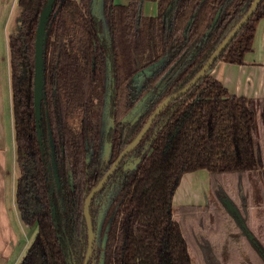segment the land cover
<instances>
[{
    "label": "trees",
    "instance_id": "trees-1",
    "mask_svg": "<svg viewBox=\"0 0 264 264\" xmlns=\"http://www.w3.org/2000/svg\"><path fill=\"white\" fill-rule=\"evenodd\" d=\"M81 1L55 0L42 32V62L46 32L52 27L54 34L49 88L38 106L43 159L35 131L32 79L35 31L48 1L17 0L21 24L8 37L18 167L14 199L21 220L37 224L17 264H83L88 247L85 196L158 104L190 81L253 2L157 0L155 17L139 12L142 0L122 6L110 2L103 28L98 16H84L91 0ZM263 15L260 0L210 69L217 61L243 62ZM99 64L106 65L110 76L106 105L113 122L105 135L108 156L96 162L100 147L89 115V91ZM140 103L139 114L127 118ZM70 111L81 115L80 129L67 122ZM147 130L126 155L138 152L136 169L123 174L120 166L107 184L116 180L122 185L118 184L119 218L105 232L108 254L102 256L103 264H208L210 255L224 264L220 253L226 244L224 213L244 219L241 231L247 240L249 232L253 235L250 264H264V219L257 232L250 230L244 185L250 174L264 173V97L231 94L206 72L166 104ZM200 168L209 173L210 202L174 205L181 176ZM230 179L237 183L239 208L227 191ZM226 198L236 211L226 208ZM94 218L91 213L92 222Z\"/></svg>",
    "mask_w": 264,
    "mask_h": 264
},
{
    "label": "crops",
    "instance_id": "crops-1",
    "mask_svg": "<svg viewBox=\"0 0 264 264\" xmlns=\"http://www.w3.org/2000/svg\"><path fill=\"white\" fill-rule=\"evenodd\" d=\"M145 9L147 13L152 14L155 5L149 2ZM19 13L17 0H0V46L3 40L2 51L5 52L2 58L0 50V264H17L30 243L18 246L16 232L13 229V215L17 220L20 217L14 199L15 185L9 200V183L7 182L9 165L12 166L15 175L14 183L18 172L15 166L8 37L10 33H15L18 29ZM255 28L251 50L244 53L242 63L217 61L210 70V74L219 80L229 93L237 96L264 97V15L257 21ZM5 86L8 91L10 117L8 124L5 117ZM209 182L210 177L206 169L200 168L184 173L174 192L173 204L207 205L210 194Z\"/></svg>",
    "mask_w": 264,
    "mask_h": 264
},
{
    "label": "flooded vegetation",
    "instance_id": "flooded-vegetation-1",
    "mask_svg": "<svg viewBox=\"0 0 264 264\" xmlns=\"http://www.w3.org/2000/svg\"><path fill=\"white\" fill-rule=\"evenodd\" d=\"M76 1L79 2V3H82L81 0H76ZM129 1L130 0H91V3H89V8L87 9V12L84 14V16H87L89 14L91 15L93 13L94 15L99 17V19L102 21L103 28H105V26H106V10H107V7H108L109 3L112 2L113 4L122 6V5H127L129 3ZM149 2H151V3H153L155 5V10H154V13H152V14L147 13L146 9H145V7H147ZM54 3H55V0H54ZM54 3H53V6H54ZM53 6H52V9H53ZM52 9H51L49 15L52 13ZM139 12L142 15L147 16V17H155V15L157 13V0H142L140 5H139ZM49 15L47 16V19H48ZM47 19H46V21H47ZM38 22H39V20H38ZM51 28H50L49 32L48 31L46 32L48 34V43H47V47H46L47 51L45 53V57L43 59V62H42V55H41V67H42V70H41V83L42 84H41V93H40V97H39V102H40L41 97L42 98L46 97V93L48 92L47 90L49 88L47 80H48V73H49V61H50V57H51V46H50V43L54 39V34H53V31H52ZM34 55H35V52H34ZM33 67H34V62H33ZM99 67L101 68V70L99 72V75L96 78V80L93 81V83L91 84L90 91H89V96L91 98V102L89 104V115H90L91 121L94 124H96V126H97L96 130L98 132H96L97 136H96L95 144H98V147H100L99 148L98 157L95 160L96 162H99L102 159H106V157L108 156V151H109L110 147H109L108 141L105 140V135H106V132H108V129L111 127L112 122H113L112 118H110V114H108V106L106 105L107 102H108V99H109L108 98V94H109L108 92H110V91H108L110 89V88L108 89V87H109L108 83L110 82L109 81L110 76L108 75V73L106 71V65L104 67H102V65L99 64ZM34 68H33L32 84H33V80H34ZM103 68H104V72H101ZM24 73H25V71H24ZM99 83L101 85V98H102L101 114H102V118L100 120H97V119L94 120L93 116L91 115V105H92V102H93V89ZM140 84H141V82L138 83V86H140ZM33 100H34V84H33ZM34 102H35V100H34ZM140 105H141V103L139 105H137V106H134L130 110V112L128 113L127 118H129V117L130 118H134L135 116H137L139 114L138 113L139 110L141 109ZM38 106H39V104H38ZM38 112H39V110H38ZM69 114L78 115L79 123H78V125L76 127L73 126L71 124V122H69V120H68ZM33 116H34V122H35V131L37 133L38 146H39V149L41 150V156L44 159L45 150L43 149V144H42V134L40 133V130H39V116L37 115L38 116V120H36V116L34 115V107H33ZM67 122L70 125H72L74 130L80 129L81 115H79V113H77V112H71L70 111V112L67 113ZM93 129H95V127H93L92 130ZM44 132H45V130H44ZM13 133H14V118H13ZM141 138H140V140H141ZM140 140L134 145V147L132 149H130L128 152H126V154L120 159V161L118 162L119 164L112 171V173L108 177L107 181L105 183H103V185L95 192V194L93 195V198L90 201L89 208H88V213H89V216H90L91 229L93 230V243H92L93 249H92V252L89 255V259H88V262H87L88 264H89L90 260L94 261L95 264H103V262H102L103 257H104V259L107 258L108 251H107V246H106L107 240H106V237H105V232H106V228L112 223V221H114L116 218H119V214L117 213V207H118V203H119V200H120L119 192L121 190V187L118 185V184H120L119 181H116L115 179H114L115 181L111 182V184L108 187H107V184L110 182V178L113 175V173L120 166H121V172L123 174H127V172H131L132 170L136 169V166L138 165V161H139V159L137 157L138 152H135L134 155H128V156H126V155L128 153H130L136 147V145L140 142ZM14 146H15L14 150H15V166H16L15 133H14ZM125 148H126V146L111 160L109 168L107 169V171L102 176L99 177L97 183L94 186H96L99 183L100 179L110 170V167L114 164L113 162L119 157V155L121 154V152ZM122 162H123V164H122ZM17 169H18V167H17ZM260 175L264 176V173L262 174L260 172ZM120 185H122V184H120ZM15 186H16V184H15ZM92 189H90V190H92ZM95 196H96V198H95ZM241 196L244 199L243 193H241ZM93 200H94V204H93V208L91 210V213L93 214V216L95 218L93 219V222H92L91 213H90V205H91ZM262 200L264 201V199H262ZM84 202H85V200H84ZM242 204H243V202H242ZM263 208H264V205H263ZM240 209H242L241 206H240ZM83 214H84V204H83ZM263 216H264V214L261 215V220H260L259 224H261ZM230 218L238 226L241 234H243L246 242L248 243L247 246L249 248L250 247L252 248V245L249 242L250 241L249 240L250 237L248 236L249 238L247 237L248 238V240H247L246 239V234L241 231V226L243 224V222L239 221L241 219H239V220L236 219L235 214H232V216ZM23 224L25 226H27L28 228H30V226L33 225V224L26 225L24 222H23ZM85 226H86V230L88 231L87 232V245H88V233H89V230H88V227H87L86 216H85ZM36 230H37V224H36ZM229 233L230 232H228V234ZM249 248H248V252H249ZM87 249H88V247H87ZM94 249H95V252H94ZM86 252H87V250H86ZM86 252H85V255H86ZM220 253L222 255L221 251H220ZM85 255H84V258H85ZM263 257H264V252H263ZM84 258H83V261H84ZM207 259H208L207 260L208 264H216V262H219V260L216 259L215 256H213V255H210L209 257H207ZM83 261H82V263H83ZM252 262H248V264H250ZM224 264H226V261H224Z\"/></svg>",
    "mask_w": 264,
    "mask_h": 264
},
{
    "label": "rangeland",
    "instance_id": "rangeland-1",
    "mask_svg": "<svg viewBox=\"0 0 264 264\" xmlns=\"http://www.w3.org/2000/svg\"><path fill=\"white\" fill-rule=\"evenodd\" d=\"M3 40H1V46H0V50H1V55L2 58H4V54L5 52L2 51L3 48ZM8 91H6V86L4 89V101H5V117H6V122L8 124L9 122V112H8ZM101 108H102V98H101V85L100 83L97 84L94 89H93V102L91 105V115L93 116L94 120H100L102 118V114H101ZM69 122H71V124L73 126H77L79 123V117L78 115H74V114H69L68 117ZM8 134L11 133L8 132ZM9 159L11 160V155L9 157ZM9 174H8V183H9V195H8V199L10 198L12 189H13V185H15L14 183V172L12 169V166L9 165ZM264 176L260 175L259 170L254 174H250L249 178L250 180H248V183L244 182L245 185V193L247 194V209H248V215H247V221L250 225V230L257 232L259 229V223L261 220V215L264 214V201L262 199H264ZM227 191L229 193L232 194V196L235 198L236 202H237V207L239 208V204H238V193H236L237 191V183L235 181H233L232 179H230V182L227 183ZM209 199L208 202H210V197L213 193H211V191H209ZM10 200V199H9ZM199 210V209H198ZM224 218L226 219L225 221V226H226V244L223 245L221 252V260L226 261V264L230 263V264H237L240 260V262H252L254 260V258L251 256V250L247 245L248 243L246 242L243 234H241L238 226L234 223V221L230 218V216H228V214L224 213ZM264 219V216L262 218V220ZM13 229L16 232V236H17V243L18 246H21L22 244H28L30 242V240L34 237L36 231V224H33L30 226V228H28L27 226H25L23 224V222L20 221V217L19 220H17L15 218V216L13 215ZM244 222V219L243 221ZM228 232H230L228 234ZM18 249H20L19 247H17ZM248 248H249V252H248ZM252 255L254 256V252L252 251ZM238 256V258H236ZM257 258V257H255ZM259 260V258H257ZM217 261V260H216ZM216 264H220L219 262H216Z\"/></svg>",
    "mask_w": 264,
    "mask_h": 264
},
{
    "label": "water",
    "instance_id": "water-1",
    "mask_svg": "<svg viewBox=\"0 0 264 264\" xmlns=\"http://www.w3.org/2000/svg\"><path fill=\"white\" fill-rule=\"evenodd\" d=\"M47 4L45 6V8L40 12L39 15V22L35 31V41H34V51H35V55H34V80H33V84H34V115L36 116V120H38V104H39V97H40V93H41V55H42V50H41V41H42V31L44 29V25L47 19V16L49 15L54 0H47ZM260 0H253V2L251 3V5L249 6V8L246 10L247 12L242 16V18L238 21V23L233 27V29L222 39L221 43L219 44V46L210 54V56L207 58L206 63L202 66V68L190 79V81L181 89H179L178 91H175L173 94L168 95L166 98H164L156 107V109L152 112V115L149 117V119L145 122V124L142 126V128L140 129L141 131L137 134V136L126 145V148L121 152V154L119 155V157L113 162L114 164L110 167V170L100 179L99 183L94 186V188L92 190H90V192L87 194L85 202H84V214L86 216V221H87V227L89 230L88 233V249L83 261V264H88V259H89V255L92 252L93 246V230L91 229V223H90V216L88 213V208H89V204L91 199L93 198V195L95 194V192L103 185V183H105L108 179V177L111 175L112 171L116 168V166L119 164L118 162L120 161V159L126 154V152H128L130 149H132L134 147V145L140 140V138L142 137V135L147 131V129L149 128V126L151 125V123L153 122V120L158 116V112L166 105L168 104L170 101L174 100V98L179 97L180 95L184 94L185 92H187L190 87L192 85H194L199 78H201L206 72L210 73V66L212 65L213 61L218 57V55L221 53V51L227 46V44L231 41V39L238 33L240 27L242 24H244L249 17L254 13V9L256 8V6L258 5ZM20 8V6H19ZM20 14H21V8H20V13L18 14L17 18V22H18V29L17 31H15V33H17L19 31L20 28V24H21V18H20ZM225 205L226 208L232 210V211H236V207L232 205V203L230 202L229 199H225ZM238 216L240 217L239 213H237ZM244 225V224H243ZM249 237L250 239L253 238V235L249 232Z\"/></svg>",
    "mask_w": 264,
    "mask_h": 264
}]
</instances>
